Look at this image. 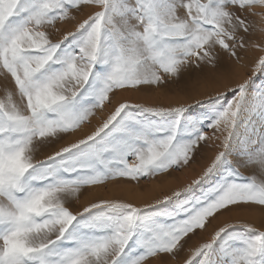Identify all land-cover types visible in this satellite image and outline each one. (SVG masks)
<instances>
[{
	"label": "snow or ice",
	"instance_id": "1",
	"mask_svg": "<svg viewBox=\"0 0 264 264\" xmlns=\"http://www.w3.org/2000/svg\"><path fill=\"white\" fill-rule=\"evenodd\" d=\"M194 75L226 83L174 107L125 100L53 147L117 92ZM0 89V264H170L217 220L182 264H264V0H0ZM202 148L210 162L162 198L70 207L191 168Z\"/></svg>",
	"mask_w": 264,
	"mask_h": 264
},
{
	"label": "rangeland",
	"instance_id": "2",
	"mask_svg": "<svg viewBox=\"0 0 264 264\" xmlns=\"http://www.w3.org/2000/svg\"><path fill=\"white\" fill-rule=\"evenodd\" d=\"M93 9H82L80 13H76L77 15V22L87 17ZM76 22H72L65 25H58L61 27L62 32L64 30H72L75 26ZM58 36H54L53 39H58ZM226 81L220 80H210L205 79L201 76L194 75L193 79L187 83L186 86H182L180 88H171L167 90H141L140 92H117L112 97L111 103H106L105 108L103 111L97 110L96 116L91 118V123L86 124L81 130L63 137V139L53 147L58 148L59 146L66 145L68 143H73L76 140L83 138L85 135L90 134L91 131L94 130L96 126H98L103 119L107 117L108 114L114 109V107L120 102H124L125 100L135 103V104H143L145 106H153V107H174L178 106L182 103H190L193 99L197 98L201 93L204 91H211L215 88H222ZM4 95L3 90L0 89V97ZM122 98V100H120ZM52 148L44 149L43 151L39 152L37 155V159H43L47 154H50ZM216 149L215 148H202L201 152L197 154V163L193 165L191 168L185 169L180 172H172L167 177L157 178L151 181H144L141 180L138 187L145 188L152 183H157L160 185H164L169 180H179L180 179V186H182L185 182L191 179L195 174H197L203 166H206L207 163L210 162L212 156L214 155ZM247 174V173H246ZM130 184L135 186L133 183L126 181V180H115L109 181L105 185L96 186L93 188L84 189L82 195L80 196L79 201L73 202L70 207H72L73 211L82 210L84 206H86L90 202H96L100 199H111L108 196V191L110 185L120 184V183ZM177 182V181H176ZM137 187V186H136ZM171 191V190H170ZM165 191L160 193V195L156 196L157 198H162L163 195L170 192ZM232 219H243L247 220L248 222L254 223L257 227H259L262 223L261 220L256 218V221L248 216L246 213H239L232 217ZM221 223V220L213 221V223L208 227L207 231L200 232L197 231L196 235L191 236L188 238V243L185 246V250L180 254L179 258L176 261H170V264H182L183 260L187 258L189 253V248L194 249L198 247L200 243L206 241L213 229ZM149 264H153V262H149Z\"/></svg>",
	"mask_w": 264,
	"mask_h": 264
},
{
	"label": "bare ground",
	"instance_id": "3",
	"mask_svg": "<svg viewBox=\"0 0 264 264\" xmlns=\"http://www.w3.org/2000/svg\"><path fill=\"white\" fill-rule=\"evenodd\" d=\"M120 100H122V98ZM176 181L172 179L164 185L151 182V184L145 186L144 189L122 182L120 184L110 185L108 196L111 199H121L139 204L144 202L145 200L150 201L154 198H157L156 196L160 195V193L168 190L170 191L172 188L180 186V179ZM252 218L256 221L255 217Z\"/></svg>",
	"mask_w": 264,
	"mask_h": 264
}]
</instances>
